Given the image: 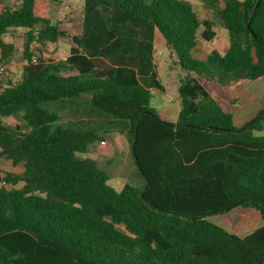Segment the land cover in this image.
Returning <instances> with one entry per match:
<instances>
[{"label": "trees", "instance_id": "1", "mask_svg": "<svg viewBox=\"0 0 264 264\" xmlns=\"http://www.w3.org/2000/svg\"><path fill=\"white\" fill-rule=\"evenodd\" d=\"M16 1L0 0L7 67L17 48L5 35L26 31L21 79L7 72L0 91V157L22 171L0 170V264H264V95L242 126L231 109L264 77V0H204L229 32L223 54L194 52L216 32L190 3L84 0L69 56L36 62L34 46L63 34L50 16L59 0ZM158 44L185 73L175 122L152 105L166 91ZM67 104L101 122L61 123ZM108 131L129 140L143 186L116 190L90 157ZM235 207L263 225L242 237L208 219Z\"/></svg>", "mask_w": 264, "mask_h": 264}, {"label": "rangeland", "instance_id": "2", "mask_svg": "<svg viewBox=\"0 0 264 264\" xmlns=\"http://www.w3.org/2000/svg\"><path fill=\"white\" fill-rule=\"evenodd\" d=\"M1 1L14 8L19 6V3L16 0ZM181 1L192 4L202 19L212 22V28L216 32V37L212 41L206 42L202 40L200 44L197 45L194 52L201 53L217 50L223 54L230 41L229 32L214 15V12L205 6L204 0ZM224 5L225 3L222 1L221 7H224ZM83 6L84 0H59L58 2L51 4L50 16L53 23L59 27L63 34L55 44L49 43L46 47H41L39 45L34 46V59L37 60V57L41 56L43 58L62 60L69 56L71 48L75 45L72 37L81 34L83 30ZM25 32L26 31L21 28L11 29L5 36V40L14 43L17 48V51L12 58V65L10 66L11 73L8 75L12 81H18L21 79V73L19 70L25 63L23 59ZM157 50H161L162 54L158 55L155 50L154 58L159 68L160 79L166 87V92L163 94L159 91L152 90V105L159 114H163V111L166 109L167 113H165V116L167 118H172L176 116L180 109L178 86L180 84L179 80L185 75V73L181 71L179 66L175 63V57H171L170 51L167 50L164 45L158 44ZM15 65H19V69H17ZM225 84L242 85L233 78L226 80ZM246 86L248 89V96L232 106L234 122L238 126L245 124L260 110L261 104L259 98L264 95V77L255 81L247 80ZM64 106L65 108L61 109V123H72L80 126L82 123L98 124L101 122L100 118L95 114L82 111V109H79L78 107H71L69 104ZM45 107L47 109H52L53 104H47ZM4 122L9 125H14L16 123L13 118H6L4 119ZM87 128L90 127H76V130H85ZM100 134L105 137L110 134L119 135L117 131L102 132ZM123 142L124 153L121 157L125 159L127 166H129L128 170L132 172L130 176H126L129 180L127 184L141 187L143 186V183L137 182L136 175L133 174L136 170L134 168L135 165H133L132 162L133 157L130 156L129 143L126 139H124ZM97 164L102 170L110 173V168L107 165L103 164L101 161H97ZM0 170L4 172L10 171L20 173L22 167H14L10 160L0 157ZM208 219L214 224L240 236H244L263 225V220L257 210L244 207H235L230 212L208 216Z\"/></svg>", "mask_w": 264, "mask_h": 264}, {"label": "crops", "instance_id": "3", "mask_svg": "<svg viewBox=\"0 0 264 264\" xmlns=\"http://www.w3.org/2000/svg\"><path fill=\"white\" fill-rule=\"evenodd\" d=\"M6 36V35H5ZM5 38V37H4ZM7 41V40H6ZM202 41V40H201ZM200 41V42H201ZM8 42V41H7ZM199 42V44H200ZM198 44V45H199ZM229 45V44H228ZM228 45L226 47V49L228 48ZM68 57V56H67ZM66 57V58H67ZM65 58V59H66ZM62 59V60H65ZM57 60V59H56ZM12 65V64H11ZM17 67V69H19V65H15ZM8 72L10 71V67H7ZM159 69V68H158ZM165 86V85H164ZM166 89V87H165ZM166 92V91H165ZM164 94V93H163ZM242 100V99H241ZM240 102V101H239ZM179 104H180V98H179ZM181 105V104H180ZM261 108V107H260ZM232 109V107H231ZM180 110V109H179ZM178 110V112H179ZM178 112L176 114L175 117H170L167 118L165 116V113H167L166 109L163 111V114H160V116L167 120V121H172L175 122L177 119V115ZM233 112V110H232ZM234 119V117H233ZM235 123V122H234ZM238 126V125H237ZM242 126V125H241ZM118 132V131H117ZM119 135H109V136H102L99 141L95 142L91 147H90V157L92 159H94L96 162L97 161H101L103 164L107 165L110 168V173L107 172V174L109 175V183L116 189V190H121L125 184L128 183V178H126V176H130V174H132L131 171L128 170V167L125 159H123L121 157V155H123L124 151H123V146H124V139H126L129 143V140L126 138V136L120 132H118ZM102 142H104V144H102ZM122 147V150H121ZM129 148H130V156H132V152H131V147H130V143H129ZM122 151V152H121ZM127 154V153H126ZM133 157V156H132ZM133 165H135L134 163V158H133ZM135 170L136 172H133V174L136 175L137 178V182L143 183L144 181L141 178V176L139 175V172L137 170V167L135 165ZM106 172V171H105ZM262 226V225H261ZM238 235V234H237ZM247 235V234H246ZM240 236V235H239ZM245 236V235H244ZM243 237V236H242Z\"/></svg>", "mask_w": 264, "mask_h": 264}, {"label": "built area", "instance_id": "4", "mask_svg": "<svg viewBox=\"0 0 264 264\" xmlns=\"http://www.w3.org/2000/svg\"><path fill=\"white\" fill-rule=\"evenodd\" d=\"M155 50L158 55L162 54L161 50H157V47H155ZM36 61L37 60L34 59V62ZM7 72H8L7 66L0 61V91L3 90V88L5 87ZM102 144H104V142H102ZM8 186L11 187V185Z\"/></svg>", "mask_w": 264, "mask_h": 264}, {"label": "water", "instance_id": "5", "mask_svg": "<svg viewBox=\"0 0 264 264\" xmlns=\"http://www.w3.org/2000/svg\"><path fill=\"white\" fill-rule=\"evenodd\" d=\"M180 76V75H179ZM142 196H144V193H142Z\"/></svg>", "mask_w": 264, "mask_h": 264}]
</instances>
